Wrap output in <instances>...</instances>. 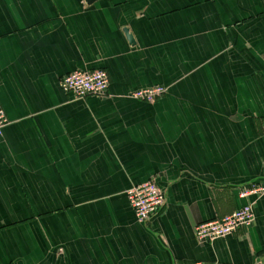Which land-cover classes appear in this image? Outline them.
<instances>
[{
    "label": "crops",
    "instance_id": "1",
    "mask_svg": "<svg viewBox=\"0 0 264 264\" xmlns=\"http://www.w3.org/2000/svg\"><path fill=\"white\" fill-rule=\"evenodd\" d=\"M86 1L0 0V264H264V197L239 198L264 181V0ZM83 70L107 98L61 91ZM150 179L142 223L126 194ZM247 202L253 227L196 241Z\"/></svg>",
    "mask_w": 264,
    "mask_h": 264
},
{
    "label": "built area",
    "instance_id": "2",
    "mask_svg": "<svg viewBox=\"0 0 264 264\" xmlns=\"http://www.w3.org/2000/svg\"><path fill=\"white\" fill-rule=\"evenodd\" d=\"M61 91L73 100H85L90 97L105 99L109 96L110 80L103 70H83L69 73L59 80ZM167 89L154 86L137 90L132 93L135 100L154 104L163 98ZM7 120L0 104V137ZM264 138V127L262 131ZM165 189L156 179L132 187L126 194L128 203L139 222L149 223L159 217L165 203ZM264 197V181H260L239 193V198ZM254 203L247 202L245 206L222 218L200 223L194 228L196 241L207 244L217 239L235 235L239 230L247 231L254 225ZM196 264H202L200 262Z\"/></svg>",
    "mask_w": 264,
    "mask_h": 264
},
{
    "label": "water",
    "instance_id": "3",
    "mask_svg": "<svg viewBox=\"0 0 264 264\" xmlns=\"http://www.w3.org/2000/svg\"><path fill=\"white\" fill-rule=\"evenodd\" d=\"M94 1H96V0H87L86 3H87V4H91V3H93ZM125 34H126V37H127V39H128L129 44H130L131 46H134V45H135V44H134V40H133V38L131 37V35L129 34L128 30L125 31Z\"/></svg>",
    "mask_w": 264,
    "mask_h": 264
}]
</instances>
